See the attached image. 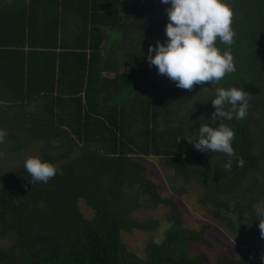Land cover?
Here are the masks:
<instances>
[{
  "label": "trees",
  "instance_id": "obj_1",
  "mask_svg": "<svg viewBox=\"0 0 264 264\" xmlns=\"http://www.w3.org/2000/svg\"><path fill=\"white\" fill-rule=\"evenodd\" d=\"M225 2L236 71L186 90L146 60L168 39L161 0H0V264H205L194 253L204 230L184 225L181 197L193 184L221 226L264 242V0ZM216 87L250 94L245 119L212 121ZM200 123H226L235 155L189 144ZM30 156L56 167L47 184L30 183ZM142 158H160L183 189L166 197ZM161 207L164 239L144 257L130 252L123 231L159 226L132 213ZM248 252L217 264H264L262 248Z\"/></svg>",
  "mask_w": 264,
  "mask_h": 264
},
{
  "label": "clouds",
  "instance_id": "obj_2",
  "mask_svg": "<svg viewBox=\"0 0 264 264\" xmlns=\"http://www.w3.org/2000/svg\"><path fill=\"white\" fill-rule=\"evenodd\" d=\"M161 3L170 5L165 10L168 17L165 35L168 39L149 46L146 57L149 67L155 66L158 74L169 78L177 88L186 90L204 82L218 83L227 74L236 71L231 54L235 37L232 28L234 10L225 0H161ZM218 40L229 50L221 52L217 47ZM249 96L243 88L216 87L211 100L215 109L212 121L245 119ZM197 133L195 142L187 141L200 152L223 153L229 158L235 155L232 146L235 133L226 123H221L219 127L200 123ZM7 134L0 128V143L4 142ZM243 163V160L238 161L240 167ZM225 167L231 168L230 160ZM24 168L32 178L31 184H47L57 173L53 164L42 161L38 156L28 157ZM259 221L264 234V219Z\"/></svg>",
  "mask_w": 264,
  "mask_h": 264
},
{
  "label": "rangeland",
  "instance_id": "obj_3",
  "mask_svg": "<svg viewBox=\"0 0 264 264\" xmlns=\"http://www.w3.org/2000/svg\"><path fill=\"white\" fill-rule=\"evenodd\" d=\"M123 71L125 72L126 70L123 69ZM142 160L152 166L151 177L156 183L163 185L166 197L175 194L174 188L177 190L183 189V184L174 180V171L167 168L160 158H142ZM203 193L204 191L199 185L193 184L187 187L181 198L185 227L198 232L204 230L208 243L198 244L194 253L202 257L205 264H217L222 253H227L232 258L240 259L249 253V248H264L263 241L240 234L235 236L221 226L217 220L213 219L200 202ZM81 210L87 218H93L94 212L86 207L84 203L81 204ZM166 214L167 211L164 207L150 211L136 210L133 212L131 215L132 219L141 223L158 221L159 226L151 232L135 230L127 233L123 231L121 238L127 249L144 257L145 248L150 242L160 243L170 228Z\"/></svg>",
  "mask_w": 264,
  "mask_h": 264
},
{
  "label": "built area",
  "instance_id": "obj_4",
  "mask_svg": "<svg viewBox=\"0 0 264 264\" xmlns=\"http://www.w3.org/2000/svg\"><path fill=\"white\" fill-rule=\"evenodd\" d=\"M263 249V251H264V248H262Z\"/></svg>",
  "mask_w": 264,
  "mask_h": 264
}]
</instances>
